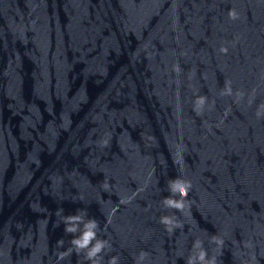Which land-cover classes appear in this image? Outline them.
<instances>
[{
    "label": "water",
    "instance_id": "1",
    "mask_svg": "<svg viewBox=\"0 0 264 264\" xmlns=\"http://www.w3.org/2000/svg\"><path fill=\"white\" fill-rule=\"evenodd\" d=\"M202 251L264 264V0H0V264Z\"/></svg>",
    "mask_w": 264,
    "mask_h": 264
},
{
    "label": "clouds",
    "instance_id": "2",
    "mask_svg": "<svg viewBox=\"0 0 264 264\" xmlns=\"http://www.w3.org/2000/svg\"><path fill=\"white\" fill-rule=\"evenodd\" d=\"M230 15H233L232 13H230ZM190 188V184H183L180 182H174L172 185V191H178L180 193L181 196H187L188 194V189ZM165 203L170 206V207H175L177 209H182L183 208V203L180 201H175L172 199H166ZM70 219H79V217H74V218H70ZM162 222L165 224L170 223V221L168 220V218H162ZM96 223L95 221H90L87 225H85L86 231L82 234V236L78 239H75L73 241V243L79 247V248H85L87 247L91 241L95 238V232L93 231L94 228H96ZM66 231L69 232H74L76 231L75 227H69L66 229ZM103 247L102 243L97 242L95 244V246L91 249V251L89 252V256H94L96 253H98L101 248ZM205 253L202 251L198 257V259L201 262H204V264H211V262H207L205 261ZM191 264V262H190Z\"/></svg>",
    "mask_w": 264,
    "mask_h": 264
}]
</instances>
